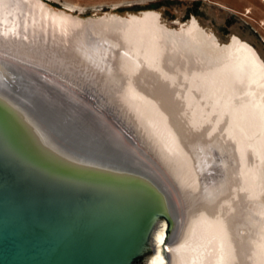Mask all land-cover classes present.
Segmentation results:
<instances>
[{"label": "bare ground", "instance_id": "6f19581e", "mask_svg": "<svg viewBox=\"0 0 264 264\" xmlns=\"http://www.w3.org/2000/svg\"><path fill=\"white\" fill-rule=\"evenodd\" d=\"M158 17L0 0V55L94 98L162 170L183 208L169 264H208L213 246L210 264H264V61L194 17L178 29ZM164 239L163 224L151 264H167Z\"/></svg>", "mask_w": 264, "mask_h": 264}, {"label": "water", "instance_id": "95a60500", "mask_svg": "<svg viewBox=\"0 0 264 264\" xmlns=\"http://www.w3.org/2000/svg\"><path fill=\"white\" fill-rule=\"evenodd\" d=\"M82 95L0 55V264H169L177 189Z\"/></svg>", "mask_w": 264, "mask_h": 264}, {"label": "rangeland", "instance_id": "374dc122", "mask_svg": "<svg viewBox=\"0 0 264 264\" xmlns=\"http://www.w3.org/2000/svg\"><path fill=\"white\" fill-rule=\"evenodd\" d=\"M41 1L53 10L64 11L80 19H96L104 15L129 17L132 14L140 15L143 11H156L160 23L174 29L186 26L194 17L204 29L214 33L221 43H227L232 35L249 42L264 61V0ZM209 252L208 264L215 261L216 247L213 246Z\"/></svg>", "mask_w": 264, "mask_h": 264}]
</instances>
